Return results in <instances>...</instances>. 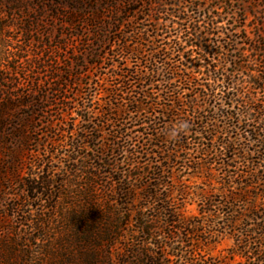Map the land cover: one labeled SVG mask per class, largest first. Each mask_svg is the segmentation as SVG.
Wrapping results in <instances>:
<instances>
[{"label": "trees", "instance_id": "trees-1", "mask_svg": "<svg viewBox=\"0 0 264 264\" xmlns=\"http://www.w3.org/2000/svg\"><path fill=\"white\" fill-rule=\"evenodd\" d=\"M71 2L76 12L61 15L74 23L80 18L79 1ZM136 4L128 1V10H119L134 15ZM190 4L195 13L202 6L197 1ZM110 8V19L93 8L87 21L116 32L121 53L142 64L114 65L113 83L100 85L103 103H93L95 87L84 84L87 90L73 123L62 119L57 127L51 126L55 145L48 155H33L27 176L17 179L25 195L12 205V212L25 224L30 217L24 216V208L46 202L47 219H36L30 226L40 232L38 252L48 259L46 264H190L192 238L203 236L192 226L199 217H184V195L174 196L172 181L170 189H163L165 172L171 176L185 169L204 177L198 187L207 191L199 194L202 217L217 206L226 217L208 237L231 234L236 253L245 259L241 264H264V97L255 99L244 92L239 76L244 60L230 55L236 50L234 29H226L227 41L212 51L206 42L217 30H200L197 23H181V36L175 38L166 25L151 36L144 31L143 43L133 47L125 34L117 35L124 21L116 19L118 8ZM150 8L143 15H149ZM179 17L189 20L185 12ZM4 27L0 22V31ZM186 47L197 53L196 69L182 61L181 54L188 61L191 55ZM92 56L83 66L103 61L100 54ZM80 60L81 55L71 59L77 66ZM50 65V79L55 80L59 69L54 66L59 63ZM34 84L39 89L38 82ZM66 85L54 86L56 96L47 105L35 99V112L43 114L53 105L67 110L71 104ZM179 121L187 122L188 130L170 139L168 133ZM21 127L20 140H26ZM32 134L29 140L39 142L37 132ZM191 141L203 147L197 160L189 155ZM156 157H162L161 163L152 160ZM153 174L154 183L144 181ZM8 229L12 237L7 244L17 252L18 233ZM22 246L26 262L34 260L31 247Z\"/></svg>", "mask_w": 264, "mask_h": 264}, {"label": "rangeland", "instance_id": "rangeland-1", "mask_svg": "<svg viewBox=\"0 0 264 264\" xmlns=\"http://www.w3.org/2000/svg\"><path fill=\"white\" fill-rule=\"evenodd\" d=\"M78 1L77 14L80 18L74 23H69L61 13L76 12V9H72L71 0H0V22L5 23L4 29L0 31V264H46L49 262L38 252L39 241L36 239L40 237V232L30 230V226L36 219H47V204L43 200L40 205L25 207L24 216L30 218L25 224L20 223L17 213L12 212V205L20 196L25 195L17 179L27 176L29 167L33 166V155L42 156L44 153L48 155L52 146L55 145L53 144L55 137L50 133V127H57L59 123H62V119L67 123H73L72 118L77 117L76 111L82 100L81 97L87 90L85 83H89L91 88L95 87L93 103L98 101L103 103L101 98L105 96V92L100 85L106 86L113 83L112 72L115 66L119 62H125L130 67L142 64L141 60L135 59L131 54L121 53V42L114 39L116 32L87 21L93 8L97 13L103 14L105 19H110L111 4L120 11L119 9L128 7V1H136L138 9L136 14L125 15L120 11L116 18L124 21L117 35L125 34L126 43L133 47L143 43L141 34L144 31L151 36L155 29L160 33L162 25H166L175 38L178 35L181 36L180 28L183 23L187 26L197 23L201 27L200 30L211 27L217 30L216 34L209 35L206 42L209 51H212L215 46L224 45L227 41L226 29H234L236 50L230 55L244 60L239 75L242 87H245L244 92L251 98L264 97V92L259 86L264 87V0ZM191 1H197L202 5L198 13L193 12ZM148 7H151L152 12L149 15H143ZM183 12L189 17L187 22H183L179 17ZM56 13H59V16ZM200 14L201 17L198 16ZM161 38V41L165 42V35ZM180 40L183 41L182 38ZM186 51H190L191 54L189 61L181 54L182 61L196 69L195 63L198 57L196 51L194 52L191 47H186ZM94 53L103 56L101 64L83 66L91 62ZM76 55H81L79 67L71 61ZM50 60L59 63L54 66L59 69L55 80L50 79L52 73ZM36 81L40 85L39 89L34 86ZM253 82H256V85ZM57 83L67 84L65 93L72 109L70 110L68 106L67 110L59 111L60 109L53 105L46 108L43 114L35 112V99L40 98L46 105L50 103L56 96L53 89ZM154 92L156 95L161 93L156 90ZM131 116L134 117L135 113ZM75 123L77 124L78 120ZM20 127L23 129L22 137L26 140H20ZM136 129L138 127L134 128ZM33 130L37 132L39 142L29 140ZM134 135L141 134L136 132ZM145 141L143 140V144ZM202 150L203 147L198 142L191 141L189 155L192 158L197 160L202 155ZM111 157L114 155L108 158ZM152 160L161 163L162 157ZM124 166L123 163L122 169ZM154 177L153 174L144 181L154 183ZM179 177H181L180 180ZM163 180L166 182L164 190L171 186L168 182L172 181L174 196L183 192L181 211L184 217H199L192 226L200 228L203 236L192 238V247L187 252L190 264L244 263L245 259L234 249L233 235L208 237L209 231L222 227L226 217L218 206L214 208L216 215L214 211L205 217L200 214L199 194H206L207 191H202L198 187L202 184L204 177L196 173H187L184 169L174 170L171 176L165 172ZM182 184H185V188ZM239 226L243 227V224ZM8 227L16 230L17 238L21 241L17 252L11 251L14 246L7 244L8 237H12V231ZM259 236V229H257L255 237ZM22 244H28L31 247L34 260L26 262Z\"/></svg>", "mask_w": 264, "mask_h": 264}, {"label": "clouds", "instance_id": "clouds-1", "mask_svg": "<svg viewBox=\"0 0 264 264\" xmlns=\"http://www.w3.org/2000/svg\"><path fill=\"white\" fill-rule=\"evenodd\" d=\"M188 127L189 125L185 121H179L175 123L168 133L169 138L170 139L175 138L179 133L187 131Z\"/></svg>", "mask_w": 264, "mask_h": 264}]
</instances>
